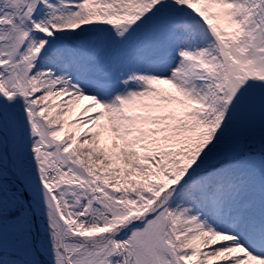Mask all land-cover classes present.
Masks as SVG:
<instances>
[{
	"label": "snow or ice",
	"instance_id": "snow-or-ice-1",
	"mask_svg": "<svg viewBox=\"0 0 264 264\" xmlns=\"http://www.w3.org/2000/svg\"><path fill=\"white\" fill-rule=\"evenodd\" d=\"M0 264H264V0H0Z\"/></svg>",
	"mask_w": 264,
	"mask_h": 264
}]
</instances>
